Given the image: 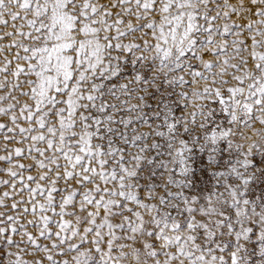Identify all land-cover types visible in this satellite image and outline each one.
<instances>
[{
    "label": "snow or ice",
    "instance_id": "snow-or-ice-1",
    "mask_svg": "<svg viewBox=\"0 0 264 264\" xmlns=\"http://www.w3.org/2000/svg\"><path fill=\"white\" fill-rule=\"evenodd\" d=\"M0 264H264V0H0Z\"/></svg>",
    "mask_w": 264,
    "mask_h": 264
}]
</instances>
